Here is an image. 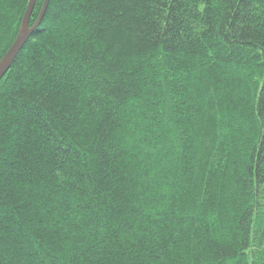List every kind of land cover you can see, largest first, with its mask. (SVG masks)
I'll list each match as a JSON object with an SVG mask.
<instances>
[{"label": "trees", "instance_id": "trees-1", "mask_svg": "<svg viewBox=\"0 0 264 264\" xmlns=\"http://www.w3.org/2000/svg\"><path fill=\"white\" fill-rule=\"evenodd\" d=\"M44 3L0 81V264H264V0Z\"/></svg>", "mask_w": 264, "mask_h": 264}, {"label": "water", "instance_id": "water-1", "mask_svg": "<svg viewBox=\"0 0 264 264\" xmlns=\"http://www.w3.org/2000/svg\"><path fill=\"white\" fill-rule=\"evenodd\" d=\"M36 0H29L27 8L25 10L22 22H21V27L19 30V33L10 47V49L7 51V53L4 55L2 60L0 61V81L4 77V75L7 73V71L10 69L12 66L16 56L20 52V50L23 48L24 44L26 43L27 39L29 38L32 29L28 28V20L30 18L31 12L33 10L34 4ZM48 0H45L40 19L42 15L44 14V11L46 9Z\"/></svg>", "mask_w": 264, "mask_h": 264}]
</instances>
